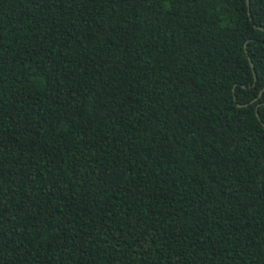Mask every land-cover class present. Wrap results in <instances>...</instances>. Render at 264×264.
Masks as SVG:
<instances>
[{
    "label": "trees",
    "instance_id": "obj_1",
    "mask_svg": "<svg viewBox=\"0 0 264 264\" xmlns=\"http://www.w3.org/2000/svg\"><path fill=\"white\" fill-rule=\"evenodd\" d=\"M258 26L264 0H0V264H264Z\"/></svg>",
    "mask_w": 264,
    "mask_h": 264
},
{
    "label": "water",
    "instance_id": "obj_2",
    "mask_svg": "<svg viewBox=\"0 0 264 264\" xmlns=\"http://www.w3.org/2000/svg\"><path fill=\"white\" fill-rule=\"evenodd\" d=\"M247 4H249V0H247ZM258 27H259V26H258ZM259 28L262 29V30H264V28H262V27H259ZM248 59H249V63H250L251 69H252V71H253V73H254V78H256L255 70H254V67H253L252 61H251V59L249 58V56H248ZM256 115L258 116L257 111H256Z\"/></svg>",
    "mask_w": 264,
    "mask_h": 264
}]
</instances>
